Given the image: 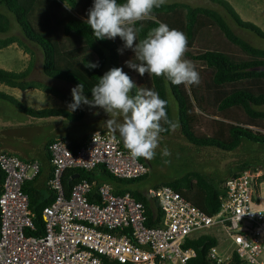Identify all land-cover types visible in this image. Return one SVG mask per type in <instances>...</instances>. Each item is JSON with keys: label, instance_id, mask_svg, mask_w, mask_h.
Instances as JSON below:
<instances>
[{"label": "built area", "instance_id": "obj_1", "mask_svg": "<svg viewBox=\"0 0 264 264\" xmlns=\"http://www.w3.org/2000/svg\"><path fill=\"white\" fill-rule=\"evenodd\" d=\"M47 151L51 165L47 183L53 198L41 210L42 232H35L23 188L26 180L38 175L40 161L0 151L4 173L0 264H192L197 252L185 245L187 238L210 233L213 226L228 236L230 249L223 255L217 244L211 245L208 259L224 264L235 254L241 264H264V177L260 170L228 177L214 213L169 184L149 188L162 211L160 222L149 225L144 203L130 191L116 193L109 182L86 177L74 181L68 192L63 185L68 168L103 166L116 178L125 179L145 175L146 162L131 158L119 135L96 128L74 148L56 137ZM94 188L98 200L89 198Z\"/></svg>", "mask_w": 264, "mask_h": 264}, {"label": "trees", "instance_id": "obj_2", "mask_svg": "<svg viewBox=\"0 0 264 264\" xmlns=\"http://www.w3.org/2000/svg\"><path fill=\"white\" fill-rule=\"evenodd\" d=\"M61 1L66 2L69 6L72 7H74L77 2V0ZM210 1L218 4L238 27L249 30L254 34L264 38V29L261 28L257 23L242 18L239 12L232 6V4L228 0ZM124 2H126V0H117L118 4H122ZM31 4L32 0H0V5H3L6 10L9 13L13 14V16L15 17L16 22L21 29L23 37L22 38L15 34L0 36V47H4L12 42H16L19 47L23 48L29 53L28 64L21 70L16 71L0 66V82L20 88L39 85L38 81L28 79V75L35 58L32 49L28 45V42H32L35 43L41 50L42 72L45 75L70 82L75 86L81 83L84 84V94L92 99L93 97L91 87L84 79L71 71H65L55 66L53 42L41 33L35 31L27 19V11L31 7ZM177 7H182L184 10V33L187 38L193 37V26L196 22L197 15L199 13H203L209 16L217 24V26L220 28L227 39L238 45L244 53L250 56L249 58L242 61H234L230 59L225 53L211 49H205L196 54H193V58L202 60L207 66L213 68L214 82L221 84L225 82L237 81L244 78H264V46H257L237 34L229 25L224 14L218 9L211 6L192 5L183 0H166L165 4L154 10L171 11ZM156 21L159 20L155 19V21L146 20L138 22V24L136 25L137 28L140 29L137 34L138 41L144 39L151 29L158 26ZM9 28V17L5 13L0 11V32L4 33L8 31ZM70 31L76 32L97 56L96 59H89L87 57L82 58V64L85 74L95 83H98L99 77L103 76V74L105 73V67L107 68V71L113 67H119V52L117 51L118 45L115 40L96 39L94 34L92 33L91 28L86 24V19L69 18L68 20H66V22L63 24V32L67 34ZM87 62H98L99 67L95 69L86 68L85 64ZM126 73L129 75L128 72ZM152 82L156 92L159 93L160 98L167 101L166 112L168 118L171 121L173 120L169 97H172L174 99L177 106L180 131L185 139H187L190 143L195 145H213L223 149H233L238 147L243 139L264 142V133H256L240 125H232L229 128L232 135V139L229 142H224L218 138L211 136H196L188 125L186 98L180 90L179 86L171 84V82L163 76H152ZM137 90L138 88H134L131 92V95H135ZM0 97L9 100L20 111L31 115L42 116L48 114H64L69 117L74 116L66 109L60 107H45L41 109H34L24 104L16 97L5 92H0ZM234 104L241 105L244 111L249 116L260 117L264 120L263 92L253 93L244 88L234 89L227 93L219 101L218 108L221 109ZM164 126L168 127L167 125ZM191 126L197 130V126L194 124V122H192ZM169 132L170 130L161 134H167ZM51 141L52 140H50L48 144ZM77 145L78 143H74L71 145V147L74 148ZM140 159L143 160L142 158ZM247 165L248 164L246 163V161H243L241 165L238 166V169H240V171H233L228 177L234 176L239 172L244 171L245 169L243 168ZM100 169V176L102 177V179L110 182H115L117 185L116 187L118 188L120 187V185L138 180L147 174L146 173L145 175L136 179H125L116 178L115 176L110 174L103 166H100ZM100 176H95L93 170H86L83 168H68L63 174V185L66 192H68L71 184L80 177H86L89 180H96ZM228 177L215 182L210 176L204 174L201 170H190L161 184L171 185L173 188L181 191L187 198L204 208L208 213H214L218 209L219 198L223 193V183L221 184V182H224ZM3 178L4 173L0 169V188ZM26 184L27 182L24 183L23 188L27 192L29 197V207L31 209L32 218L36 226L35 232H42L44 224L41 218V210L45 204L51 201V197L49 199L42 197L41 194H38V192L34 191L32 188H28ZM125 191H130L134 197L144 203L147 215V224L154 225L160 222L162 211L155 198L152 197L148 191L144 192L138 189H132L123 186L122 189L114 190V192L116 193H123ZM89 198L91 200L99 199L95 188L90 192ZM217 242L218 240L216 236L209 232H202L196 237L187 238L185 245H192L193 247H195L197 252L196 257L192 258L190 260V263L223 264L212 261L206 257L208 248L211 245L217 244ZM241 263L242 260L239 259L235 254H233L232 257L224 264Z\"/></svg>", "mask_w": 264, "mask_h": 264}, {"label": "rangeland", "instance_id": "obj_3", "mask_svg": "<svg viewBox=\"0 0 264 264\" xmlns=\"http://www.w3.org/2000/svg\"><path fill=\"white\" fill-rule=\"evenodd\" d=\"M183 1H186L192 5H207L218 9L224 14L229 25L237 34L257 46H264L263 37H260L249 30L238 27L218 4L210 0ZM228 1L239 12L242 18L253 21L264 29V0ZM179 8L181 10L183 9L182 7ZM0 11L5 13L10 20L9 30L4 33L0 32V36L15 34L22 37L21 29L17 24L13 14L9 13L3 5H0ZM182 11L184 12V10ZM160 13H162L160 15V22H165L170 29H176L184 33V17H182L181 11L174 14H171V12ZM26 16L30 25L35 31L41 33L53 42L55 47V66L59 69L71 71L77 74L82 79H84L91 88L95 86L96 83L93 80H89L86 74L81 75L78 73V71L74 68L76 67V65L73 63L76 59H80L82 57H87L90 59L91 54H94V52L87 45L83 44V39L76 32L70 31L67 34L63 32V24L66 22V20H68L69 18H77V16L75 15V9L61 0H32L31 7L27 11ZM206 18L211 20L209 24H206ZM197 25H201V28H203L201 33L198 34L197 32L196 39L194 40L195 48L197 51L211 49L225 53L230 59L234 61H242L246 59L240 55L243 52L240 51L239 47L223 35L220 28L209 16L201 14L198 18ZM115 39H118L120 41H118L119 44L122 41L120 37H116ZM28 45L32 49L34 56H38L39 52H41L40 48L32 42H28ZM232 45L236 46L238 50L236 51V49H234L235 47H232ZM200 46L203 48H201ZM18 47L13 44L0 47V66L6 64L11 60L13 62V69H17L18 67H20L21 61L24 60L25 57L22 53V50H19L20 47ZM68 51H71L74 54L71 55L73 66H71L64 59L65 57L68 58ZM195 67L200 76V84L206 87V91L202 93L204 106L208 110H214V105L217 98L220 97V95L222 96L229 93L231 91L230 88L232 85L230 86L229 84L227 85L224 83L220 84L214 82L213 68L207 66L206 64L200 67ZM121 68L123 67L121 66ZM104 71L107 72L106 67L104 68ZM123 71L126 70L123 68ZM41 74H43L45 78H49L53 82H55L58 89H61L60 84H68L75 87V85L70 82L49 77L42 73V71ZM240 84L242 85V83ZM246 84L247 83H245L244 85ZM182 85L186 93L185 95L182 92L186 98V107L188 103L189 110L191 112L194 106L192 100L193 98L189 89H187L184 84ZM254 89H258V91L255 93H264V87H258ZM87 98L91 100L89 97ZM50 101H52L50 102V105H57L54 98ZM169 102L171 105L172 120L178 126L175 128V130H170V132L167 134H161L159 147L156 149V155L153 159L148 160L141 157L148 166V172L142 178L131 181L129 183L131 186H136L140 189L147 190L149 187H154L156 185L164 183L165 181L180 176L184 172L190 170H201L204 174H207L216 182L225 179L233 171H240V169H238V166L241 165L243 161H246V163L248 164L243 169L251 171L260 170L264 177V142L243 139L241 144L233 149H223L213 145L192 144L187 139H185L180 131L177 106L174 99L172 97H169ZM237 117L239 118V115H237ZM100 118L104 123L107 119L110 118L102 108L100 111ZM116 119L122 120V117H116ZM233 123L235 125L243 126V124H239L238 120H234ZM103 129H107L106 126L103 127ZM198 129L201 131L209 130L212 133L217 130V128H214V126L212 125L208 126L203 124H199ZM225 129L226 128L223 125L221 130L225 132ZM252 131L254 130L252 129ZM260 133H264V131H260ZM116 134L119 135L118 132H116ZM194 134L198 137L211 136L218 138L224 142H228L219 137H216L215 135ZM165 147H167V149H169L171 152V155L168 157H164L161 155ZM38 156L41 155L38 154ZM164 160H170V163L165 164ZM222 183L223 182H221V184ZM209 231L218 238L217 249L221 254L225 255L230 249V239L220 227L213 226L209 229Z\"/></svg>", "mask_w": 264, "mask_h": 264}, {"label": "crops", "instance_id": "obj_4", "mask_svg": "<svg viewBox=\"0 0 264 264\" xmlns=\"http://www.w3.org/2000/svg\"><path fill=\"white\" fill-rule=\"evenodd\" d=\"M93 2L94 0H77L76 5L74 7L71 6L73 9H75V15L77 16V18L87 20L88 10L90 9V6L92 7ZM182 10L179 7L171 11L154 10V15L157 20H161L160 15L162 13L160 12H171V14H174L181 11L182 17H184V12ZM201 14L203 13H199L197 15L196 22L193 26V37L187 38L188 50L184 55V59L190 60L195 66L199 67L205 65V63L202 60L193 58V54L200 52L196 50L194 40L196 39L197 32L199 34L203 30V28H201V25H197L198 18ZM206 19V24H209L211 20L208 18ZM115 40L117 42L119 41L118 39ZM119 42L117 44L118 49H121L123 48V42L121 41L120 44ZM10 44L18 47L17 43L15 42H12ZM83 44L86 45L84 41ZM232 47H235L234 49H236V51L238 50L236 46L232 45ZM239 49L240 51H242L240 47ZM19 50H22V53L25 57L24 60L21 61L20 67H18L17 69H13V62L11 60L1 66L6 69L16 71L25 68L29 61V53L21 47L19 48ZM67 55L68 58L65 57V61H67L71 66H73L72 64L74 63L76 65V67L74 68L78 71L79 74H85L82 64L83 57L80 59H76L75 62L72 63L71 55L74 54L71 51H68ZM240 55L246 59L250 57L244 52ZM96 57L97 56L95 53L91 54L92 59H96ZM132 59H134V52L131 49H125L123 51V54L119 53V66H122L126 70V72L129 73L137 88L142 87L155 90L152 82V76H149L147 73H145L144 76H140L138 72L127 67L125 61ZM54 61L56 62L55 55ZM41 71L42 56L41 52H39V55L34 58L31 70L28 75V79L38 81L39 85L20 88L0 82V92H5L12 95L24 104L34 109H41L45 107H60L66 109L74 116L69 117L64 114H48L42 116L31 115L20 111L9 100L0 97V151L4 150L14 153L22 159L39 160L41 163V167L38 175L31 180H26L25 182H27L26 185L28 188H32L34 191L38 192V194H41V196L44 198L49 199L51 197L52 200L53 192L49 188L47 183L48 178L51 174V165L48 160V151L46 149L48 142L56 137H62L67 140L70 145L79 143L93 129L101 127V129H103V127H105L106 125L100 118L101 108L99 107L81 105V107L76 111H70L68 108V104L72 102L71 89L73 88V86H70L68 84H60L61 89H58V87H56L57 84L51 79L45 78V76L41 74ZM87 78L91 80L88 76ZM240 83H242V85ZM245 83H247V86L244 85ZM224 84H229L230 86L232 85L230 88L231 91L237 88H246L247 90L255 93L258 91V89L254 88L264 87V78H244L237 81L225 82ZM178 86L180 90L186 95L183 85L181 84ZM186 88L189 89L193 98L192 100L194 106L192 108V111L190 112L188 103L186 107L187 121L189 122L188 125H190V129L194 131L193 133H196L198 135H215L216 137L229 142V140L232 139L229 128L232 125H235L233 123L234 120H238L239 124H243V126L246 125L245 128H248L250 130L253 129L256 133L264 131V120L260 117L249 116L239 104H234L219 109L218 103L226 94L222 96L220 95V97L217 98L214 105V110H208L204 106L202 94L204 91H206V87L202 86L199 83L198 85L193 84L191 86H186ZM53 98L55 99L57 105H50V102H52L50 100H52ZM237 115H239V118L237 117ZM192 122H194V124L197 126V129L199 124H203L208 126L212 125L214 126V128H217V130H215L213 133L209 130H196L191 126ZM223 125L226 128L225 132L221 130ZM38 154H40L41 156H38ZM100 170V167L94 169V175L100 176ZM94 181L99 183L100 181L107 180H103L100 176ZM107 182L112 185L113 191L116 189H122V186L132 189H138L144 192L148 191L149 188H153L149 187L147 190H143L139 187L131 186L129 183L120 185V187L118 188L116 187L117 185L115 182Z\"/></svg>", "mask_w": 264, "mask_h": 264}, {"label": "clouds", "instance_id": "obj_5", "mask_svg": "<svg viewBox=\"0 0 264 264\" xmlns=\"http://www.w3.org/2000/svg\"><path fill=\"white\" fill-rule=\"evenodd\" d=\"M165 3L166 0H126L122 4L117 0H94L86 24L96 39L120 37L123 48L117 51L123 54L125 49H131L134 52V59L125 61V64L140 76L147 73L149 76H163L173 85H198L200 76L195 65L184 59L188 41L183 32L156 21L158 26L144 39L137 40L138 22L155 21L154 9ZM85 67L95 69L99 63L87 62ZM134 88L137 86L123 68L113 67L91 88V100L83 94L84 84L73 87L68 108L73 112L81 105L104 109L110 117L105 121L106 128L109 132H118L131 158L151 160L159 147L161 133L175 130L178 125L168 118L167 101L161 99L158 92L141 87L131 95ZM116 117H122V120ZM161 155L168 157L171 152L165 147ZM164 163L168 164L170 160H164Z\"/></svg>", "mask_w": 264, "mask_h": 264}]
</instances>
